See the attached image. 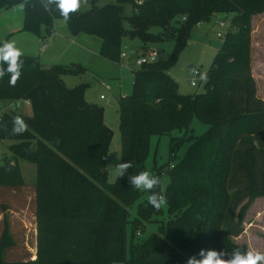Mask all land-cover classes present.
<instances>
[{"label":"trees","instance_id":"trees-1","mask_svg":"<svg viewBox=\"0 0 264 264\" xmlns=\"http://www.w3.org/2000/svg\"><path fill=\"white\" fill-rule=\"evenodd\" d=\"M17 4L23 6V30L42 38L54 19H65L73 34L98 36L100 53L110 60L120 59L124 36H138L144 44L157 39L149 33L152 24L174 37V52L166 59L158 52L156 61L142 64L132 74V94L118 100L121 161L114 182L102 168L111 131L102 108L83 97L89 83L67 87L60 79L87 69L78 63L45 68L38 56L0 55V99L28 100L33 110L1 115L0 135L14 141L15 164L11 170L10 162L0 164V178L13 176L19 159L34 164L35 196L48 211L36 223L35 258H0V264H255L246 245L232 238L242 232V212L264 194V100L256 95L249 57V16L264 11V0H115L83 11L72 0H0V10ZM125 4L133 15L123 14ZM217 13L230 14L231 27L205 74V91L181 94L167 69L191 28ZM194 117L207 126L200 135L191 131ZM174 129L183 134L170 137L166 190L162 194L156 186L163 169L157 168L148 199L130 221L129 209L142 193L137 180L149 136ZM23 131L17 140L9 134ZM162 200L167 219L156 232L138 237L145 223L158 221ZM10 244L4 226L0 247Z\"/></svg>","mask_w":264,"mask_h":264},{"label":"rangeland","instance_id":"rangeland-1","mask_svg":"<svg viewBox=\"0 0 264 264\" xmlns=\"http://www.w3.org/2000/svg\"><path fill=\"white\" fill-rule=\"evenodd\" d=\"M109 2H115V0H73L72 4L78 11H83L90 8L91 4L102 5ZM122 11L125 16H131L134 13L133 7L129 4L123 5ZM230 17V14L217 13L209 21L196 24L191 28L186 43L175 52L172 63L167 69L169 75L177 82L179 93L187 95L205 91L206 81L203 79L199 83V79L205 78L222 41V38L216 35L217 32H223L217 21H227ZM23 20L22 5L0 10V55L38 56L45 61L46 67L54 63H78L87 69L77 70L79 75L63 74L60 79L67 87H73L82 82L89 83V86L83 90V97L88 103L102 108L104 123L111 131L110 144L112 147L108 148L105 153L102 168L105 167L107 181L114 182L118 176L121 161L118 100L120 96L132 94V74L141 67L134 62L137 57H130V51L155 49L163 59H166L174 52V37H164L162 25L152 24L149 27V33L157 39L149 40L144 44L138 36H124L121 39L120 52L127 55L114 61L101 55V40L98 36L83 31L73 34L65 19L53 20L51 28L53 35L46 34V38L42 37L43 41H40V37L37 38L34 32L22 29ZM169 23L176 27L173 20ZM19 25L21 26L18 28ZM249 35L250 67L256 83V95L264 100V11L249 16ZM44 44L45 46H42ZM40 46L45 50L40 51ZM142 46L146 48H141ZM195 71L199 74H195ZM191 79H195L198 85L192 87L189 84ZM100 95L103 96L102 99ZM22 100L0 99V114L4 111L15 110L20 114L31 115L33 111L31 105L23 103ZM190 126L193 135H200L207 128L195 117L191 119ZM24 133L25 131L9 134L14 135L17 140ZM182 134V131L174 129L170 134L149 136L148 149L144 158V171L137 180L138 189L142 193L129 209L130 221L137 217L138 204L148 199L147 188L151 182V175L157 168H163V174L158 178L156 186L160 193L165 192L169 182L164 171L170 162V137H179ZM7 137H9L8 133L0 135V164L10 162L14 166L15 162L11 159L10 152V146L14 141ZM186 147L187 141L177 150V154L182 155ZM17 166L18 170L13 176L0 178V235L6 226L11 242L10 245L0 247L2 250L0 258L6 262L29 261L35 258L36 223L40 217L48 215L45 207L42 209L38 206L35 196V165L19 159ZM211 176H215L214 168H211ZM104 179L101 176V182H104ZM180 186L186 188V183ZM161 207L162 212L156 217L158 221L145 223L138 237L143 238L156 232L159 223L167 219L168 212L164 200L161 201ZM241 226L242 232L233 237L232 241L246 245L253 263L264 264V194L254 196L242 212ZM126 237L128 250L129 223L126 227Z\"/></svg>","mask_w":264,"mask_h":264},{"label":"built area","instance_id":"built-area-1","mask_svg":"<svg viewBox=\"0 0 264 264\" xmlns=\"http://www.w3.org/2000/svg\"><path fill=\"white\" fill-rule=\"evenodd\" d=\"M143 1H144V0H134V2H135L136 4H141ZM217 24H218V26L221 28V30H223V32H222V31L217 32L216 35H217V37H219V38H223L224 35H225V33H226V31L229 30L230 27H231L230 22H229V20H227V21L219 20V21H217ZM126 55H127V54H125L124 52H120V58H124V57H126ZM130 57H137V58L135 59L134 62H135L136 65L141 66L142 64H145V63H151V62L156 61L157 58H158V51L155 50V49H147L146 51L142 52V51H138V50L134 49V50H131V51H130ZM195 74L198 75L199 72H198V71H195ZM203 79H205V78H200V79H199V83H200L201 80H203ZM189 84H190L192 87L198 85L195 79H191L190 82H189ZM106 86H107V85H106ZM107 87H108V86H107ZM102 98H103V96L100 95V99H102ZM20 100H21V99H20ZM22 101H23V103H25V104H30L28 100H22ZM1 115H2V113L0 114V119H1ZM171 166H172V165L170 164V167H171ZM162 174H163V172H162ZM139 233H140V232H139V230H138V231L136 232V234L138 235Z\"/></svg>","mask_w":264,"mask_h":264},{"label":"crops","instance_id":"crops-1","mask_svg":"<svg viewBox=\"0 0 264 264\" xmlns=\"http://www.w3.org/2000/svg\"><path fill=\"white\" fill-rule=\"evenodd\" d=\"M72 2H73V0H72ZM17 6H21V5H20V4H17V5H14L13 7H17ZM72 6L74 7L73 4H72ZM9 9H10V8H9ZM5 10H8V9H5ZM215 15H216V14H215ZM55 20H56V19H54V21H55ZM20 26H21V25H19L18 28H19ZM11 30H13V29L11 28ZM18 30H19V29H18ZM47 35H48V36H52V35H53V32L50 31L49 33H47ZM37 38H38V36H37ZM45 38H46V36H45ZM43 40H44L43 38H40V41H43ZM42 46H45V44L42 45ZM42 46H40L41 49L39 48L40 51H44V50H45L44 47H42ZM40 60H42V61H41V62H42L41 64H42V66L45 67V68H48V67H50L51 65H53V64H51L50 66H47V67H46V66H45V65H46L45 61H44L43 59H41V58H40ZM45 60H47V59H45ZM54 64H57V63H54ZM35 235H36V234H35ZM35 247H36V236H35ZM35 252H36V248H35ZM34 257H35V256H34ZM34 257H33V258H34Z\"/></svg>","mask_w":264,"mask_h":264},{"label":"water","instance_id":"water-1","mask_svg":"<svg viewBox=\"0 0 264 264\" xmlns=\"http://www.w3.org/2000/svg\"><path fill=\"white\" fill-rule=\"evenodd\" d=\"M111 147H112V145L110 144V145H109V148H111ZM12 167H13V166H12L11 164H9V167H8V168H9V170H11V169H12Z\"/></svg>","mask_w":264,"mask_h":264}]
</instances>
